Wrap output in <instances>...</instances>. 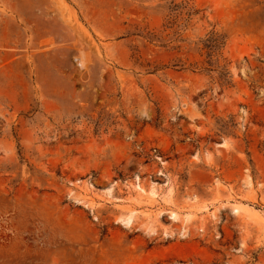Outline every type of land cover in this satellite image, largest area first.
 Listing matches in <instances>:
<instances>
[{"label": "rangeland", "instance_id": "1", "mask_svg": "<svg viewBox=\"0 0 264 264\" xmlns=\"http://www.w3.org/2000/svg\"><path fill=\"white\" fill-rule=\"evenodd\" d=\"M0 264H264V0H0Z\"/></svg>", "mask_w": 264, "mask_h": 264}]
</instances>
